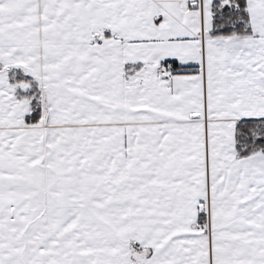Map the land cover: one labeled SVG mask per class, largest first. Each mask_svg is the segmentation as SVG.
<instances>
[{
    "label": "snow or ice",
    "instance_id": "obj_1",
    "mask_svg": "<svg viewBox=\"0 0 264 264\" xmlns=\"http://www.w3.org/2000/svg\"><path fill=\"white\" fill-rule=\"evenodd\" d=\"M0 264H264V0H0Z\"/></svg>",
    "mask_w": 264,
    "mask_h": 264
}]
</instances>
